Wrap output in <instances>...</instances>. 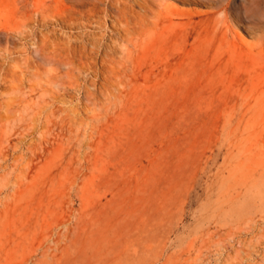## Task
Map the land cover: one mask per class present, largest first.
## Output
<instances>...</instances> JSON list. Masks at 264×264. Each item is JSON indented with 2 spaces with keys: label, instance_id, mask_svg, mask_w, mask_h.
<instances>
[{
  "label": "rangeland",
  "instance_id": "rangeland-1",
  "mask_svg": "<svg viewBox=\"0 0 264 264\" xmlns=\"http://www.w3.org/2000/svg\"><path fill=\"white\" fill-rule=\"evenodd\" d=\"M18 2L0 8V264H264V59L251 18L231 9L224 35L217 5L162 0L125 75H105L37 52L90 2ZM233 6L264 26V0Z\"/></svg>",
  "mask_w": 264,
  "mask_h": 264
},
{
  "label": "bare ground",
  "instance_id": "bare-ground-1",
  "mask_svg": "<svg viewBox=\"0 0 264 264\" xmlns=\"http://www.w3.org/2000/svg\"><path fill=\"white\" fill-rule=\"evenodd\" d=\"M8 1L9 0H0V8L3 7L5 9L7 7L6 2ZM15 1H17V5H19L18 2L19 0H15ZM78 1L83 2V0H78ZM85 1H88L91 4V6H89L87 10L82 12L80 16H77L74 13H70L68 14L65 20L66 25L70 29L71 34L63 41L57 40L59 42L48 43L47 40L41 39L40 43L38 44L37 52L40 53L42 56H44V60L48 64L65 63V64L74 65L78 59L79 65H83V66L85 65L87 67L95 66L96 70H98L99 73L100 72L112 73L116 69V67H118L119 72L122 75H125L127 70L126 68L127 62L131 57V53L133 51V46H134L133 39L135 36L144 34L150 30L151 25L154 24V22H152L154 20L150 21L151 17L153 19L161 16L162 11L160 10L161 9L160 6H162L161 4L162 0H85ZM208 2L210 4L218 6V10L217 12H215L218 14L216 21L222 22L224 26L223 28L224 35L226 34L225 30L228 29L229 26L227 21V14H229L231 9H234L238 21L243 19L245 20V18L248 17L251 18V20L249 19V21H247L248 24L246 25V29L248 31L245 30L246 34L251 39V42L249 43L247 42V43L251 45L252 50L254 51L255 55L259 56V59L261 60L264 59V26L262 25L261 22L262 20H260V16L254 17L252 14L248 13V11L242 6L241 7L243 10L241 9V7L239 8L238 6L237 7L233 6V0H208ZM99 3H102L104 5L103 8H99L97 6V4ZM135 6H137L141 12L136 11L134 8ZM156 7H159L157 12H155ZM20 12H21L20 8L17 7V10L13 15V20L11 21L12 24L14 25L15 33L18 37L24 36L23 25L20 24V20H19ZM44 12L45 11H42L41 14H44ZM4 14L6 15V13ZM7 19H9V16L7 17ZM84 20L86 21V24L89 28L94 29L93 33L87 35L79 30L82 26L81 23ZM155 26L158 25L155 23ZM73 40L74 41L81 40V46H79V48H76V46L72 44ZM102 42H104V44H102ZM10 55H11L10 52L8 50H5V59L7 61H13V60L15 61V58L14 59L11 58ZM89 56H96L97 59L95 58L96 60L91 61L89 63L81 62L82 57L88 58ZM17 63L19 62L17 61ZM166 66L165 68L168 67ZM15 69L16 71L12 72L11 75L12 80L10 81L9 85L11 89L19 92L21 91V79L17 71H20V66H17ZM104 74L106 75V73ZM170 76L171 75H169V77ZM5 77L6 75L4 76L3 79H1L0 77V84L7 83ZM8 98L10 99V97ZM6 113H8L7 110H5L3 113L0 114L4 115ZM65 216L67 215H64V217Z\"/></svg>",
  "mask_w": 264,
  "mask_h": 264
}]
</instances>
